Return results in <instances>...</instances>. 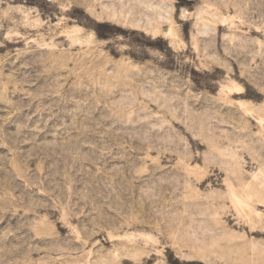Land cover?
Masks as SVG:
<instances>
[{
	"label": "rangeland",
	"instance_id": "obj_1",
	"mask_svg": "<svg viewBox=\"0 0 264 264\" xmlns=\"http://www.w3.org/2000/svg\"><path fill=\"white\" fill-rule=\"evenodd\" d=\"M0 264H264V0H0Z\"/></svg>",
	"mask_w": 264,
	"mask_h": 264
}]
</instances>
